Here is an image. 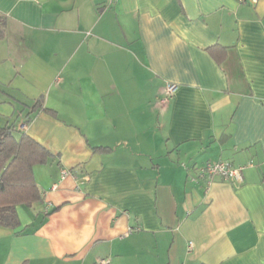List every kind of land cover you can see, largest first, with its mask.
Wrapping results in <instances>:
<instances>
[{
	"label": "crops",
	"instance_id": "obj_1",
	"mask_svg": "<svg viewBox=\"0 0 264 264\" xmlns=\"http://www.w3.org/2000/svg\"><path fill=\"white\" fill-rule=\"evenodd\" d=\"M0 20V114L22 105L49 152L0 264H264V0H0ZM218 160L241 180L199 175Z\"/></svg>",
	"mask_w": 264,
	"mask_h": 264
},
{
	"label": "trees",
	"instance_id": "obj_2",
	"mask_svg": "<svg viewBox=\"0 0 264 264\" xmlns=\"http://www.w3.org/2000/svg\"><path fill=\"white\" fill-rule=\"evenodd\" d=\"M207 50L217 62L224 57L222 46H211ZM38 106L41 104L36 101L34 107ZM45 110L53 113L48 108ZM48 157L49 152L24 131L8 123L0 125V225L17 227L16 206H31L41 199L33 167Z\"/></svg>",
	"mask_w": 264,
	"mask_h": 264
},
{
	"label": "built area",
	"instance_id": "obj_3",
	"mask_svg": "<svg viewBox=\"0 0 264 264\" xmlns=\"http://www.w3.org/2000/svg\"><path fill=\"white\" fill-rule=\"evenodd\" d=\"M175 89V84L168 83L165 87V93L163 100L170 96ZM242 165H233L227 160L208 161L203 164L198 173L201 176L209 177L213 175H219L224 179L241 180L242 178ZM69 173L68 169L63 168L61 170V178H64ZM99 264H108V258H101L98 260Z\"/></svg>",
	"mask_w": 264,
	"mask_h": 264
},
{
	"label": "rangeland",
	"instance_id": "obj_4",
	"mask_svg": "<svg viewBox=\"0 0 264 264\" xmlns=\"http://www.w3.org/2000/svg\"><path fill=\"white\" fill-rule=\"evenodd\" d=\"M0 88L11 94V91L7 87V85L0 86ZM9 94L6 95L2 91H0V96H2V98H6L7 100L11 99L12 96V94L11 96ZM5 106L7 107V109L4 112L5 116L3 114H0V124L3 125L4 123H8L16 126L19 119V112L23 109V106L15 103L14 101H11V103L8 102V105Z\"/></svg>",
	"mask_w": 264,
	"mask_h": 264
}]
</instances>
